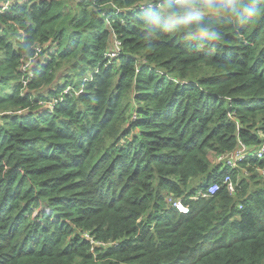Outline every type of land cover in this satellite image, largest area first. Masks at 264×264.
Returning <instances> with one entry per match:
<instances>
[{
    "label": "trees",
    "instance_id": "obj_1",
    "mask_svg": "<svg viewBox=\"0 0 264 264\" xmlns=\"http://www.w3.org/2000/svg\"><path fill=\"white\" fill-rule=\"evenodd\" d=\"M7 1L0 264H264V0Z\"/></svg>",
    "mask_w": 264,
    "mask_h": 264
},
{
    "label": "built area",
    "instance_id": "obj_2",
    "mask_svg": "<svg viewBox=\"0 0 264 264\" xmlns=\"http://www.w3.org/2000/svg\"><path fill=\"white\" fill-rule=\"evenodd\" d=\"M9 3H10V0L7 1L5 8L9 7ZM110 32L114 40V49L109 52H106V58L107 60L111 62L122 54V42L119 39L118 34L113 27L110 28ZM263 156H264V143L262 146H260L256 150L249 149L248 151H246L243 149H237L236 151H233V152L224 153L218 157V163L223 164L225 167H231L234 169H238L239 167L238 162L244 159H249L253 157L261 158ZM246 172H248L247 169H246ZM262 172L264 174V171ZM224 183L227 185L228 190L230 191V194L233 195L237 192L238 183L234 182V180L232 179L230 175H227L225 177ZM219 188H220V184L215 182L212 185H210L206 193L200 191L196 196L193 197V199L198 200L201 197L214 195L218 192ZM168 201H169V204L173 208L177 209L178 211L182 213H189L190 206L187 205L183 201L182 198L178 199V198H174L171 196L168 198Z\"/></svg>",
    "mask_w": 264,
    "mask_h": 264
},
{
    "label": "clouds",
    "instance_id": "obj_3",
    "mask_svg": "<svg viewBox=\"0 0 264 264\" xmlns=\"http://www.w3.org/2000/svg\"><path fill=\"white\" fill-rule=\"evenodd\" d=\"M190 212V211H189ZM182 213V212H181Z\"/></svg>",
    "mask_w": 264,
    "mask_h": 264
}]
</instances>
